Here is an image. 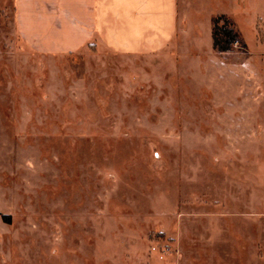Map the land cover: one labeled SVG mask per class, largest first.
<instances>
[{
	"label": "rangeland",
	"instance_id": "rangeland-1",
	"mask_svg": "<svg viewBox=\"0 0 264 264\" xmlns=\"http://www.w3.org/2000/svg\"><path fill=\"white\" fill-rule=\"evenodd\" d=\"M220 7L246 53L202 17L140 58L42 51L0 0V264H264V0Z\"/></svg>",
	"mask_w": 264,
	"mask_h": 264
},
{
	"label": "crops",
	"instance_id": "crops-1",
	"mask_svg": "<svg viewBox=\"0 0 264 264\" xmlns=\"http://www.w3.org/2000/svg\"><path fill=\"white\" fill-rule=\"evenodd\" d=\"M16 2L23 37L38 49L53 53L74 52L87 45L97 52L106 50L140 58L166 51L178 54L201 52L203 45L198 42V30L203 24L202 17L207 20V31L201 28L206 35V43L215 15L223 14L234 20L230 13L220 7L224 0ZM243 2L251 4V0ZM259 21L264 24L260 15L256 18V22ZM188 37L192 38L190 45L180 43ZM199 65L197 68H200ZM182 66L185 69L184 63Z\"/></svg>",
	"mask_w": 264,
	"mask_h": 264
},
{
	"label": "trees",
	"instance_id": "trees-1",
	"mask_svg": "<svg viewBox=\"0 0 264 264\" xmlns=\"http://www.w3.org/2000/svg\"><path fill=\"white\" fill-rule=\"evenodd\" d=\"M211 37L213 49L217 52L232 51L236 47L242 53L247 52L244 38L231 17L223 14L214 16L212 18Z\"/></svg>",
	"mask_w": 264,
	"mask_h": 264
}]
</instances>
